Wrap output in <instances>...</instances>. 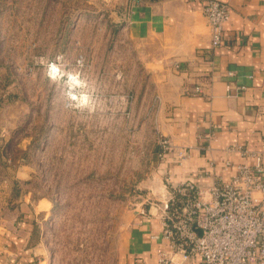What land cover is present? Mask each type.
Instances as JSON below:
<instances>
[{
    "label": "rangeland",
    "instance_id": "obj_1",
    "mask_svg": "<svg viewBox=\"0 0 264 264\" xmlns=\"http://www.w3.org/2000/svg\"><path fill=\"white\" fill-rule=\"evenodd\" d=\"M137 2L0 0V179L17 155L52 202L43 264H115L148 191L162 137L151 76L130 51Z\"/></svg>",
    "mask_w": 264,
    "mask_h": 264
},
{
    "label": "crops",
    "instance_id": "obj_2",
    "mask_svg": "<svg viewBox=\"0 0 264 264\" xmlns=\"http://www.w3.org/2000/svg\"><path fill=\"white\" fill-rule=\"evenodd\" d=\"M217 1L229 6L230 16L214 48L203 13L208 0L131 6L130 51L151 76L156 128L169 146L155 155L148 191L130 212L115 264H158L168 246L158 204L179 185L230 181L241 164L259 163L261 172L253 175L264 179V0ZM14 156L0 179V264H43L39 233L52 202L34 196L30 171ZM174 260L190 264L179 255Z\"/></svg>",
    "mask_w": 264,
    "mask_h": 264
},
{
    "label": "built area",
    "instance_id": "obj_3",
    "mask_svg": "<svg viewBox=\"0 0 264 264\" xmlns=\"http://www.w3.org/2000/svg\"><path fill=\"white\" fill-rule=\"evenodd\" d=\"M203 13L211 47H219L230 8L208 0ZM167 146L162 138V154ZM254 171L261 172L259 163L255 168L241 164L230 181H215L207 188L189 182L175 188L159 207L162 237L168 246L159 252L158 264H180L174 260L176 255L190 264L196 257L202 264H264V179Z\"/></svg>",
    "mask_w": 264,
    "mask_h": 264
}]
</instances>
